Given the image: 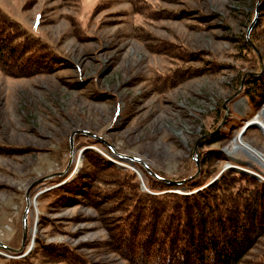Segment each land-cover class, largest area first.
<instances>
[{
	"label": "rangeland",
	"instance_id": "1",
	"mask_svg": "<svg viewBox=\"0 0 264 264\" xmlns=\"http://www.w3.org/2000/svg\"><path fill=\"white\" fill-rule=\"evenodd\" d=\"M0 7L47 51L30 74L0 69V264H132L113 207L130 173L153 195L264 183V0ZM140 164L164 181L199 171L197 186L150 190ZM254 244L242 264L264 234Z\"/></svg>",
	"mask_w": 264,
	"mask_h": 264
},
{
	"label": "trees",
	"instance_id": "2",
	"mask_svg": "<svg viewBox=\"0 0 264 264\" xmlns=\"http://www.w3.org/2000/svg\"><path fill=\"white\" fill-rule=\"evenodd\" d=\"M44 46L46 42L0 7L1 70L19 76L38 70V56L47 54ZM251 86L257 89L255 81ZM140 167L150 178V190L197 186L196 179L170 184ZM234 178L225 174L191 195H153L142 192L135 173L125 176V189L113 206L122 204L117 208L121 212L118 252L132 264H242L264 234V183L249 175ZM248 264H264V254Z\"/></svg>",
	"mask_w": 264,
	"mask_h": 264
},
{
	"label": "water",
	"instance_id": "3",
	"mask_svg": "<svg viewBox=\"0 0 264 264\" xmlns=\"http://www.w3.org/2000/svg\"><path fill=\"white\" fill-rule=\"evenodd\" d=\"M257 124H258V123H257ZM94 137H96V136H94ZM71 139H72V138H71ZM124 159H125V158H124ZM135 160L140 161V160H138V159H135ZM198 174H199V171H197V173H195L194 175H192L191 177H189V178H187V179L175 180V181L167 180V181H168L169 183H173V184H184V183H186L187 181L196 178V177L198 176ZM24 234H25V237H24V238H26V235H27V228H26V227H25V232H24ZM24 246H25V245H24V241H23L22 248H23Z\"/></svg>",
	"mask_w": 264,
	"mask_h": 264
},
{
	"label": "bare ground",
	"instance_id": "4",
	"mask_svg": "<svg viewBox=\"0 0 264 264\" xmlns=\"http://www.w3.org/2000/svg\"><path fill=\"white\" fill-rule=\"evenodd\" d=\"M257 122H258V121H257ZM257 122L255 121V123H257ZM258 123H259V122H258ZM244 147H245V150L249 151V152L251 153L252 156L256 157L255 154H257V153H255L254 151H252L249 147H246L245 145H244Z\"/></svg>",
	"mask_w": 264,
	"mask_h": 264
}]
</instances>
